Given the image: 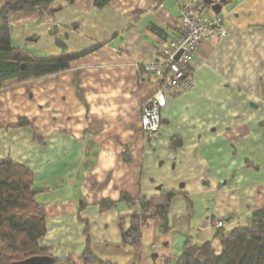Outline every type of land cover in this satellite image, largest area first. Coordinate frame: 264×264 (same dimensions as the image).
Listing matches in <instances>:
<instances>
[{
  "label": "crops",
  "instance_id": "crops-1",
  "mask_svg": "<svg viewBox=\"0 0 264 264\" xmlns=\"http://www.w3.org/2000/svg\"><path fill=\"white\" fill-rule=\"evenodd\" d=\"M94 1L55 0L54 14L10 18L14 47L75 57L69 69L0 85V160L33 172L46 219L39 244L59 260L79 259L89 246L111 264L138 256L137 264H175L188 241L220 254L223 234L264 212V0H214L217 13L203 0ZM192 1L197 14L222 16L228 35L199 46L191 89L168 97L150 134L141 114L162 80L142 65L180 32ZM170 190L180 194L168 232L149 219L138 253L124 233L140 199Z\"/></svg>",
  "mask_w": 264,
  "mask_h": 264
},
{
  "label": "trees",
  "instance_id": "trees-1",
  "mask_svg": "<svg viewBox=\"0 0 264 264\" xmlns=\"http://www.w3.org/2000/svg\"><path fill=\"white\" fill-rule=\"evenodd\" d=\"M0 9V85L10 80L27 81L70 68L75 57L38 58L13 45L11 15L37 10L54 14L55 0H1ZM73 1V0H66ZM113 0H95L94 5L104 8ZM189 75V73L187 74ZM33 172L14 163L9 158L0 160V264H10L33 256L48 255L39 239L46 232L45 212L36 200L33 190ZM177 191H165L159 197L141 198L140 212L133 215L131 228L124 233V241L130 242L139 253L142 248L143 229L149 219L160 221L161 232H168V210ZM130 204L135 200L123 195ZM113 202L104 201L102 207ZM89 242V239H87ZM222 251L216 254L207 242L197 245L185 243L175 264H264V212H253L248 227L235 228L221 237ZM54 258V264H111L96 256L88 246L82 257ZM140 256L130 264H137Z\"/></svg>",
  "mask_w": 264,
  "mask_h": 264
},
{
  "label": "built area",
  "instance_id": "built-area-1",
  "mask_svg": "<svg viewBox=\"0 0 264 264\" xmlns=\"http://www.w3.org/2000/svg\"><path fill=\"white\" fill-rule=\"evenodd\" d=\"M180 23L177 35L170 34L164 38L158 57L142 65L146 73L162 80L161 86L146 102L141 114V127L150 134L158 131L162 125L161 111L168 97L178 89H191L192 80L187 74L190 61L199 46L203 42L217 43L228 35L224 18H208L197 14L194 1L182 7ZM214 224L222 227L224 222L216 221Z\"/></svg>",
  "mask_w": 264,
  "mask_h": 264
},
{
  "label": "water",
  "instance_id": "water-1",
  "mask_svg": "<svg viewBox=\"0 0 264 264\" xmlns=\"http://www.w3.org/2000/svg\"><path fill=\"white\" fill-rule=\"evenodd\" d=\"M205 4L211 5L212 9L217 13L221 10V4L214 3V0H203ZM10 264H54V258L48 255L33 256L27 259L12 262Z\"/></svg>",
  "mask_w": 264,
  "mask_h": 264
},
{
  "label": "rangeland",
  "instance_id": "rangeland-1",
  "mask_svg": "<svg viewBox=\"0 0 264 264\" xmlns=\"http://www.w3.org/2000/svg\"><path fill=\"white\" fill-rule=\"evenodd\" d=\"M14 17V14L13 15H11V17L10 18H13Z\"/></svg>",
  "mask_w": 264,
  "mask_h": 264
}]
</instances>
